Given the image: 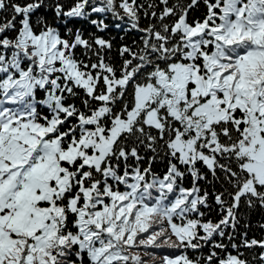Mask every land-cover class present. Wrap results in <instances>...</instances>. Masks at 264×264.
Instances as JSON below:
<instances>
[{
  "label": "snow or ice",
  "instance_id": "snow-or-ice-1",
  "mask_svg": "<svg viewBox=\"0 0 264 264\" xmlns=\"http://www.w3.org/2000/svg\"><path fill=\"white\" fill-rule=\"evenodd\" d=\"M202 3L0 0V264H264V0Z\"/></svg>",
  "mask_w": 264,
  "mask_h": 264
},
{
  "label": "trees",
  "instance_id": "trees-1",
  "mask_svg": "<svg viewBox=\"0 0 264 264\" xmlns=\"http://www.w3.org/2000/svg\"><path fill=\"white\" fill-rule=\"evenodd\" d=\"M205 11L202 0L198 10H193L191 13L195 16H200ZM110 27L103 33H96V29L90 25H86L87 31L85 35L87 36L88 33H96L97 35L103 36L105 39H110L113 42V50H112V57L119 63V58L117 55V50L122 44L131 45L133 40L138 39L137 34L135 32H124L121 30H117L114 27H111V18L109 17ZM147 22L143 21L142 26H144ZM79 103V101H77ZM245 221H249L251 227L248 230V237L256 238V239H264V229L259 227V224L264 223V209L256 208L255 210L251 211L250 214H246L244 219L241 220L239 231H244V223ZM245 251L247 257L251 259L253 254L259 253L260 249H253L251 251L242 249ZM207 252V248L205 249V253Z\"/></svg>",
  "mask_w": 264,
  "mask_h": 264
}]
</instances>
